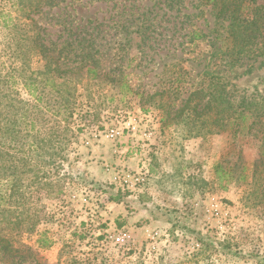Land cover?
Listing matches in <instances>:
<instances>
[{"label": "rangeland", "instance_id": "obj_1", "mask_svg": "<svg viewBox=\"0 0 264 264\" xmlns=\"http://www.w3.org/2000/svg\"><path fill=\"white\" fill-rule=\"evenodd\" d=\"M12 3L0 0V13L16 16ZM205 17L213 23L207 11L199 23ZM47 26L52 32L59 28ZM4 32L0 25V48L6 44ZM153 36L156 39L144 49L147 57L142 62L134 60L126 70L133 88L153 92L180 65L191 69L195 79L190 80L196 83L200 67L191 59L208 50L206 41L192 40L186 31L173 37L168 22H162ZM171 50L179 55L166 57ZM129 52L138 54L139 47ZM16 62L0 60V147H7L11 155V159L0 158V165L21 164L22 157L31 164L23 167L21 203L19 194L9 198L10 188L5 186L0 188V206L23 212L25 221L35 215L38 219L33 232L14 233L15 239L35 245L46 231L54 241L50 248L38 250L36 261L26 255L21 264H58L73 256L75 264L86 258L91 264H264V185L236 179L224 186L215 175V163L232 145L229 134L189 135L183 123H165L164 110L147 103L149 111H143L137 92L123 93L102 76L76 83V105L64 122L62 115L55 114L56 108L42 105V111L36 112L26 104L32 97L18 75L20 61ZM31 64L38 66L36 60ZM7 73L16 77L7 82ZM237 81L242 88L264 95V66L255 63L253 71ZM25 109L26 119L22 117ZM35 113L40 116L31 128L30 114ZM129 114L140 117L137 129H126L116 141L107 137L104 130L117 124V117ZM8 118L16 119L19 134L11 131ZM148 130L153 135L146 140ZM97 132L102 133L97 140L85 145ZM54 133L61 140L63 136L71 139L44 145ZM243 155L249 165L254 163L259 156L257 144L246 143ZM107 164L144 172V184L134 190L120 187ZM33 165L39 167L42 178L30 171ZM0 264L11 263L0 255Z\"/></svg>", "mask_w": 264, "mask_h": 264}, {"label": "trees", "instance_id": "obj_2", "mask_svg": "<svg viewBox=\"0 0 264 264\" xmlns=\"http://www.w3.org/2000/svg\"><path fill=\"white\" fill-rule=\"evenodd\" d=\"M12 2L16 16L0 13V25L7 34L6 44L0 48V60L5 57L20 61L18 75L32 97L26 104L36 112L42 111V105L47 109L56 108L55 114L62 115L64 122L73 114L78 90L76 83L84 77L95 79L102 76L120 87L123 93L137 92L127 78L126 70L134 60L142 62L147 57L144 49L156 39L157 36L153 35L162 22L169 23L173 37L186 31L192 40L206 41L208 50L191 59L198 62L200 79L191 82L190 79H195L191 69L180 65L161 88L153 92L145 89L137 92L143 111H149L144 106L147 103L149 107L164 110L165 123H183L192 136L213 131L229 134L232 145L214 166L219 182L227 186L237 179L253 184L261 181L259 185H264V95L258 90L250 92L242 88L237 81L250 74L255 63L264 66V3L258 0ZM206 11L213 18L212 24L209 17H205L204 24L199 23ZM48 24L59 28L52 32ZM157 34L161 35L160 32ZM182 43L179 42L178 46ZM133 46L139 47L140 54H129ZM110 48L115 51L108 52ZM177 55L176 50H171L166 57ZM33 60L38 62L37 67L32 66ZM8 73L4 79L10 82L16 76ZM63 81L66 84H61ZM23 112L22 117L26 119L29 114L26 109ZM39 116L38 113L30 114L31 128ZM8 122L11 131L19 134L16 119L8 118ZM65 130L67 134L70 131L68 126ZM70 139L63 136L61 140L54 133L53 137L45 139L44 145L57 141L67 143ZM246 143L258 147V159L251 165L243 155ZM30 147L34 149L32 145ZM5 156L11 159L7 147L2 146L0 158ZM18 161L21 164L2 162L0 188H10V199L19 194L21 203L23 167L31 163L25 157ZM38 169L33 165L30 171L39 179L42 177ZM250 178L252 182H248ZM120 196L118 193L113 199L119 201ZM1 199L6 200V197L1 194ZM25 220L23 212L16 214L6 205L0 206V255L11 264H21L26 255L36 261L38 250L48 249L54 242L46 231L35 240V245L15 239L14 233L36 229V215ZM76 258L73 256V260L58 264H75ZM79 264H91V259L86 258Z\"/></svg>", "mask_w": 264, "mask_h": 264}, {"label": "built area", "instance_id": "obj_3", "mask_svg": "<svg viewBox=\"0 0 264 264\" xmlns=\"http://www.w3.org/2000/svg\"><path fill=\"white\" fill-rule=\"evenodd\" d=\"M146 116V114H145ZM141 119L138 115L129 114L128 116L124 117H117L116 123L107 127L104 130V133L107 137L112 140H118L123 134L125 133L126 129L129 130H136L138 125L140 124ZM102 133H95L93 138H87L85 140V145L89 146L93 144L94 140H97L99 135ZM153 132L151 130L145 131L144 136L146 140L151 139ZM106 168L111 172H113V180L122 188L128 190H134L140 185L144 184L145 181V173L144 172H130L126 170H121L119 168L114 167L113 165H106Z\"/></svg>", "mask_w": 264, "mask_h": 264}]
</instances>
